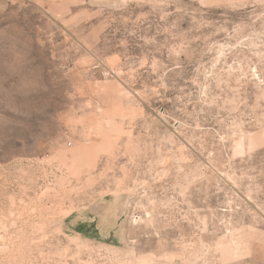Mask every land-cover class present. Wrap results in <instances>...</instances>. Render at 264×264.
I'll list each match as a JSON object with an SVG mask.
<instances>
[{
	"label": "rangeland",
	"instance_id": "374dc122",
	"mask_svg": "<svg viewBox=\"0 0 264 264\" xmlns=\"http://www.w3.org/2000/svg\"><path fill=\"white\" fill-rule=\"evenodd\" d=\"M0 264H264V0H0Z\"/></svg>",
	"mask_w": 264,
	"mask_h": 264
}]
</instances>
